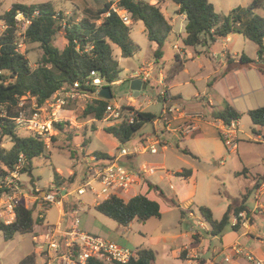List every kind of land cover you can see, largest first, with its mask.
<instances>
[{
	"label": "trees",
	"instance_id": "obj_1",
	"mask_svg": "<svg viewBox=\"0 0 264 264\" xmlns=\"http://www.w3.org/2000/svg\"><path fill=\"white\" fill-rule=\"evenodd\" d=\"M167 1L178 7L176 14L185 16L182 38L185 47L208 46L229 35L238 34L256 45L257 56L256 61L242 55L240 62L256 65L260 72L264 73V18L255 13L262 5V0H252L249 5L236 7L226 15L216 14L208 0H157L155 5L145 1L119 0L118 5L129 14L131 24L142 22L148 41L156 45L155 61L162 58V47L172 33L171 20L162 10V5ZM109 7L110 2L104 1L102 7L91 17L66 19L50 2L31 5L15 3L0 15V22L5 26L0 33V196L10 191L6 186V179L12 174L30 175L33 159L42 156L49 158L45 155L46 145L42 137L35 132L22 135L16 130L15 120L21 113L20 101L30 97L34 99L36 107H41L61 88L69 89L76 82L80 85L78 90L81 93L94 97L96 88L86 85V82L92 79V73L99 76L108 86L119 80L122 70L114 56V48H118L121 58L125 59L140 51L139 46L130 38L131 25L123 24L114 13L101 16L109 12ZM19 14L29 22L23 33L25 42L37 43L42 50L40 64L34 70L30 69L18 49V43L15 42L18 27L16 17ZM59 31H63L66 40L63 49L54 45V38ZM181 69L182 65L175 63L167 72L165 81L170 83ZM107 105L108 101L93 99L85 105L83 117L100 122L104 118ZM246 115L252 122V132L259 133L255 128H264V107L249 110ZM156 118V115L150 112L138 111L132 124L123 121L119 126H108L103 130L119 144L124 145L146 122H153ZM212 118L219 119L228 127L240 119L241 114L226 106L214 113ZM66 125L64 122H53L52 129L54 132H63ZM4 140H8L10 147L3 145ZM50 141L52 144L57 141L55 135H50ZM182 152L191 155L187 151ZM117 155L118 153L113 156L102 152L93 153L97 160H107L108 163L113 162ZM176 175L187 177L190 171L185 170ZM75 176L73 173L70 177L63 178L54 172L53 184L57 188L73 184ZM259 180L264 183V174ZM148 186L164 197L158 187L151 184ZM245 203L246 196L237 207H229L220 220H215L210 209L205 206L197 207V212L201 220L209 226V233L212 236H221L230 225L231 217L238 220L241 212L249 216L250 212ZM170 204L179 209L181 216L184 215L185 211L174 201H170ZM94 210L122 227H127L133 220L145 222L150 218L161 217L158 203L143 195L131 197L127 201L124 197L112 195L96 205ZM35 213V205L31 208L18 205L11 224L6 225L0 221L3 240H12L16 234H33L34 224L39 222L34 218ZM237 227L238 224L231 226L233 230ZM153 261L154 254L151 250L140 249L128 264H153ZM17 264H35V255H27ZM87 264L103 263L90 259Z\"/></svg>",
	"mask_w": 264,
	"mask_h": 264
},
{
	"label": "crops",
	"instance_id": "obj_2",
	"mask_svg": "<svg viewBox=\"0 0 264 264\" xmlns=\"http://www.w3.org/2000/svg\"><path fill=\"white\" fill-rule=\"evenodd\" d=\"M177 9L178 7L175 11ZM177 16L181 18L184 29L185 16L178 14ZM170 20L172 19L170 18ZM182 25H179L180 29ZM246 48L249 51L247 55L245 54ZM173 49L176 52L169 70L175 63L182 65V69L171 82L165 81L164 67H159V60H154V49L153 58L143 60L139 65L138 70L144 69L150 75L148 82L143 80L142 82L148 84L151 76L156 72L159 82L163 83V88L173 97L178 108L183 110V114H198L199 117L188 119L176 114L175 119H169L165 125L161 119H158V115L153 122H150L152 133L140 136L132 142L130 150L138 146L156 148V143H158L160 151L157 150L155 154H151L147 149H142L141 152L133 155L116 156V162L127 168L147 167L152 169V172L141 175V178L128 194L130 197L124 198L127 201L131 197L143 195L149 200L157 202L161 217L159 219L150 218L142 222L135 231L132 227L140 221L133 220L127 227L119 226L116 223H108V225L117 235L125 237V244L127 247L133 248L132 250H151L154 254L153 264L156 262L164 264H250L246 259L247 254H252L264 264V217L256 211L263 198L261 196L257 202L254 196L255 190L263 183L259 179L264 174V128L256 127L255 129L259 133L254 134L252 122L246 115L249 110L264 107V73L260 72L256 65L240 62L242 55L257 61L256 45L241 35L232 34L208 46L192 48L183 45L180 47L175 43ZM176 56H178V60H176ZM262 65H264V61ZM138 70L128 75L127 80L137 79L133 75ZM121 81L119 79L114 84ZM133 97L136 98L134 94ZM92 98L95 99L93 96ZM189 101L192 102L191 106L185 104ZM158 102L160 101L158 100ZM108 103L110 102L108 101ZM134 103L135 100L132 99V104ZM226 106L232 107L241 114L240 119L231 123L235 130L236 144L234 149L225 147L220 135V129L224 125L219 119L212 118L214 113ZM131 107L141 112H147L143 110L141 105L138 108L134 105ZM53 120L58 122L57 119ZM243 122H245V128L247 127L246 130L242 128ZM190 123L193 125L192 128L188 129L187 125ZM107 126H110L109 123ZM242 140L256 143L257 149L253 147L242 148L243 145L239 146V141ZM170 141L176 143L175 149H171ZM182 151H187L194 157ZM89 160L90 158H88L87 163ZM169 162L175 164L169 166ZM86 166L88 168V164ZM185 170L190 171L189 176L180 177L176 175V173ZM68 174L71 175L73 172L68 170ZM20 177L21 175L18 180L21 181ZM148 184L158 187L164 197L158 191L149 188ZM70 185L66 184L57 188L52 180L48 187V189L52 186L60 189V197H58L60 204H56V206L60 210L59 221L65 222L66 225L70 224V217L74 216L73 211L78 213L79 205L81 207L87 206L89 211L94 212H96L94 207L98 205L94 202V198L89 205L81 204L80 200L78 201L81 202L80 204L68 203L63 205L62 199L72 193L66 190V187ZM220 187L223 188L222 192ZM29 192H32V195ZM33 192L38 194H33ZM43 193L47 192L36 188L35 184L32 183L31 188H21L20 203L25 208H31L35 205L37 214L39 199L43 197ZM245 196V205L250 212L246 223L233 230L231 228L233 217H231L230 225L223 234L212 236L209 233V226L201 220L197 207L209 208L213 218L220 220L229 207L233 209L240 205ZM170 201H174L180 209L185 211L183 216L179 212V228L182 222L188 223L189 220L196 219L198 224L202 226V230L206 231L207 236L219 242L220 248L211 250V258L205 259L204 236L192 227L189 231L180 229L178 231L177 229L172 234H162L161 231H145V224H148L152 219L161 221L165 211L171 212L173 208L179 211L177 207L170 204ZM45 223L47 222L39 220L34 224V235H38L42 231ZM34 244L36 246V243ZM35 252L40 255L39 248L34 249V254Z\"/></svg>",
	"mask_w": 264,
	"mask_h": 264
},
{
	"label": "rangeland",
	"instance_id": "obj_3",
	"mask_svg": "<svg viewBox=\"0 0 264 264\" xmlns=\"http://www.w3.org/2000/svg\"><path fill=\"white\" fill-rule=\"evenodd\" d=\"M109 0H0V15L4 13L12 4L21 3L25 5H31L35 3L50 2L53 4L56 11H60L64 14V17L80 19L82 17H91L94 13L102 7L103 2ZM212 4L214 11L219 15H226L229 11L236 7H245L249 5L252 0H208ZM262 5L255 10V13L264 18V0H262ZM176 5L171 1L162 5V10L167 18H171V23L173 26V32L166 39L162 47V58L159 59V67L163 66V73L166 75V71L169 70L171 64L173 63L175 57V50L173 45L176 43L178 46L182 47V38L184 37V29L182 25L181 18L176 14ZM18 27L16 31V43H19V51L24 55L28 62L30 69H36L40 64V59L42 56V50L37 43L29 44L25 42L23 37V31H25L26 22L18 17ZM182 25L180 29L179 25ZM3 31L2 23L0 22V33ZM131 40L137 44L140 51L131 58H121L120 51L118 48H114V56L118 61V65L122 70L119 79L122 80L120 83L111 85L112 100L109 102L111 104L122 105L123 109H128L131 105L137 107L141 105L143 110L151 112L158 116L162 109V103L158 102L157 99L160 91L163 89V83L159 82L158 74L155 72L147 84V89L142 90L138 97H133V92L130 91V81L127 80V76L133 74L135 70H138L140 63L146 59L153 58V51L155 50V45L149 42L144 32L143 23L140 21L131 24L130 32ZM252 43V42H251ZM54 45L58 49H63L66 45V40L64 38L63 31H59L54 38ZM253 45V44H251ZM154 49V50H153ZM248 49H245V54H249ZM118 82V81H117ZM105 85V83H104ZM173 92V91H171ZM174 93V92H173ZM131 97V99H130ZM57 99H63L64 104L57 109L56 106L51 107V101L46 102L42 107H36L34 99L26 97L22 99L19 103L21 108V113L23 119H31L36 114V119L39 122H55L53 119H57L58 122L67 123L65 129L61 133H55L49 125L50 129L47 130L49 135H55L57 141L52 144L49 143V148H46L45 155L49 158L38 157L32 160V168L30 175H21V181L18 180L20 175L12 174L10 178L6 179V182L15 183L18 182L21 188H31L32 183L35 184L36 188L45 190L47 193L50 192L48 187L53 180L54 172L58 175L64 176L66 178L71 175L68 174V170H71L76 174V178L73 184L66 187L67 192H72L66 198L62 199L63 205L68 203H81V204H91L93 196L87 192L84 196H77L76 189L82 184L80 182L82 179L85 181L88 178L89 170L87 166L88 158L93 156L94 152L102 153H112L117 154V148L124 147L126 149L131 148V143L136 141L140 136L152 133V125L146 122L142 128L135 133L131 138L129 143L124 145L119 144L110 135L104 132V128L108 127V123L104 121L96 122L91 118L83 117V109L87 103L93 100L92 96L76 91L74 93H69L68 91H63L56 96L55 100L52 98L50 100L56 101ZM130 99V100H129ZM132 99L135 103L132 104ZM188 106L192 105V102H186ZM187 106V107H188ZM248 119V118H245ZM243 130L245 128V122L242 124ZM19 134H27L28 132L24 129H16ZM77 135V136H75ZM71 139H70V138ZM84 143V144H83ZM3 145L5 147H10L8 140H4ZM84 145V146H83ZM242 148L253 147L256 143L248 141H239V146ZM171 149L176 148V143L174 144L170 141ZM182 147V146H181ZM157 150L160 151V147L157 144ZM182 148H185L184 146ZM71 156V157H70ZM170 159V157H169ZM101 164H107V160L100 161ZM169 166H173L175 163H168ZM68 174V175H67ZM60 176V177H61ZM31 181V182H30ZM223 188L220 187L222 192ZM32 192H29L31 194ZM36 192H33L35 194ZM32 195V194H31ZM125 197H130L126 195ZM81 202H78V201ZM28 206L29 204L26 203ZM25 204V205H26ZM87 206L81 207L79 205L78 213L75 216L79 220V229L85 230L84 232L90 236H97L104 240L115 242L119 245L126 246L125 237H120L115 231L110 229L108 223H113L109 218L88 210ZM37 214L35 213L34 217ZM197 217V216H196ZM179 211L173 210L171 212H166L162 216V220L152 219L145 224V231L157 232L161 231L162 234H172L175 231H189L190 227L196 229L199 234L204 236L205 245V259L211 258L213 248H220L219 242L215 239L212 240L207 236L206 231L202 230V226L198 224L196 219L189 220L188 223H181L179 228L178 221ZM60 219V210L53 204L48 210L44 211V222L49 224H56ZM134 224L133 231L138 229V225L142 222H136ZM111 230V231H110ZM35 232L33 233V235ZM32 234H16L12 240L4 241L0 233V264H16L26 255L34 254V249L38 248V245L32 242ZM136 235V234H135ZM211 239V240H210ZM131 250L133 248L129 247ZM209 249V250H208ZM35 264H43V260L39 254L35 252ZM197 260V259H195ZM156 264H164L161 262H156Z\"/></svg>",
	"mask_w": 264,
	"mask_h": 264
},
{
	"label": "built area",
	"instance_id": "obj_4",
	"mask_svg": "<svg viewBox=\"0 0 264 264\" xmlns=\"http://www.w3.org/2000/svg\"><path fill=\"white\" fill-rule=\"evenodd\" d=\"M118 1L119 0H109V12L101 16L104 17L108 16L110 13H114L119 17L123 24L131 25L129 14L119 7ZM133 1H145L150 5H155L157 3V0ZM18 17H21L24 20L19 14L16 17L17 21L19 20ZM25 22L27 26L29 22ZM97 23L99 24L100 20L97 21ZM2 27L4 30L5 26L3 24ZM17 46L19 49V43ZM133 76L134 78H140L144 82H148L150 75L148 71L142 69L135 72ZM86 85L96 88L94 97L95 99H98L96 93L102 86H104L103 80L92 73V79L89 82H86ZM79 87V83L76 82L69 89L61 88L52 96V98L55 100L56 96L63 91H68L69 93L79 91ZM158 98L163 105L158 119H161L165 125H167L166 123L169 122V119H175L176 114L188 119L199 117L198 114L184 115L183 110L178 108L173 97L164 88L160 91ZM49 101H51L50 106H56L57 109H60L64 104L63 99H57L56 101L48 100L46 102L48 103ZM137 112L138 110L132 107L123 109L122 105L108 103L103 119L109 123L110 126H119L123 121L130 125L134 122V116ZM15 123L18 129L22 127L25 131L35 132L38 136L42 137L46 148L48 147L50 135L47 130L50 129L49 125L51 124V121L41 123L36 119V114L31 119H23L22 113H20L19 117L15 120ZM192 125L193 124L191 123L188 124V129L192 128ZM220 135L225 147L228 149L235 148V130L233 124L221 128ZM142 149H147L151 154L157 152V149L153 146H138L131 150L121 147L118 151V157L133 155L141 152ZM99 163L100 161L94 156L90 157L88 163V170L90 171L88 178L76 189L77 196H82L89 192L94 197V202L96 204H99L112 195L125 197L130 194L133 186L141 178V175L152 172V169L150 170L147 167L130 169L117 163L116 160L103 165ZM6 186L10 191L0 196V221L7 225L14 221L15 208L21 204V187L18 182H7ZM49 191L50 192L48 193H43V197L39 199V210L36 216L39 220H44V211L48 210L51 205L60 204L58 200L60 189L52 186ZM254 196L257 202H259L261 196L263 198L256 211L264 217V183H261L255 190ZM76 214L77 211H73V215L75 216ZM246 221V213L241 212L238 215V220L234 217L232 218L231 226L237 224L239 226L243 223L245 224ZM43 227L44 228L38 235L32 237L33 242L38 245L43 264H87V261L90 259L99 261L103 264H128L131 259L136 256V251L131 250L126 246L104 240L97 236H90L83 232L79 229V220L76 217L71 218L69 225H66L65 222L59 221L56 224L45 223ZM246 259L250 264H262V262L252 254H247Z\"/></svg>",
	"mask_w": 264,
	"mask_h": 264
},
{
	"label": "water",
	"instance_id": "obj_5",
	"mask_svg": "<svg viewBox=\"0 0 264 264\" xmlns=\"http://www.w3.org/2000/svg\"><path fill=\"white\" fill-rule=\"evenodd\" d=\"M130 91L133 92L134 96L136 97L139 95L142 89L147 88V83H143L141 79H133L130 81ZM98 99L104 101L112 100V92L111 88L108 85L102 86L99 91L96 93Z\"/></svg>",
	"mask_w": 264,
	"mask_h": 264
}]
</instances>
